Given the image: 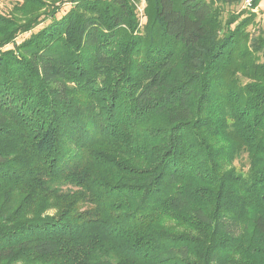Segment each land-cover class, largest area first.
Instances as JSON below:
<instances>
[{"label": "trees", "instance_id": "1", "mask_svg": "<svg viewBox=\"0 0 264 264\" xmlns=\"http://www.w3.org/2000/svg\"><path fill=\"white\" fill-rule=\"evenodd\" d=\"M238 1L0 11V264H264V28Z\"/></svg>", "mask_w": 264, "mask_h": 264}, {"label": "rangeland", "instance_id": "2", "mask_svg": "<svg viewBox=\"0 0 264 264\" xmlns=\"http://www.w3.org/2000/svg\"><path fill=\"white\" fill-rule=\"evenodd\" d=\"M16 0H0V11L3 12H8L14 2ZM244 1L245 0H239L237 3H235L232 7L233 10L235 11H240L241 9H243V5H244ZM140 10H142V4L138 5ZM69 7V5H66L64 7V9L66 10ZM256 12H258V17L257 20L259 21V23L263 26L264 28V0H260L258 3V7L255 8ZM145 20V19H144ZM40 27V26H39ZM39 27H37L35 30H38ZM29 35V33L23 34L18 38V41H21L22 39H24L25 37H27Z\"/></svg>", "mask_w": 264, "mask_h": 264}, {"label": "built area", "instance_id": "3", "mask_svg": "<svg viewBox=\"0 0 264 264\" xmlns=\"http://www.w3.org/2000/svg\"><path fill=\"white\" fill-rule=\"evenodd\" d=\"M253 6V0H245L243 8H252Z\"/></svg>", "mask_w": 264, "mask_h": 264}]
</instances>
